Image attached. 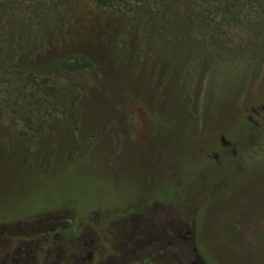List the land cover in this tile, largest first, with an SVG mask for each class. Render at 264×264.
<instances>
[{
    "label": "rangeland",
    "instance_id": "rangeland-1",
    "mask_svg": "<svg viewBox=\"0 0 264 264\" xmlns=\"http://www.w3.org/2000/svg\"><path fill=\"white\" fill-rule=\"evenodd\" d=\"M10 1L30 31L0 37V219L134 208L149 264L182 237L206 264H264V0L198 3L212 21L166 36L143 0ZM73 57L91 67L58 70Z\"/></svg>",
    "mask_w": 264,
    "mask_h": 264
},
{
    "label": "flooded vegetation",
    "instance_id": "flooded-vegetation-1",
    "mask_svg": "<svg viewBox=\"0 0 264 264\" xmlns=\"http://www.w3.org/2000/svg\"><path fill=\"white\" fill-rule=\"evenodd\" d=\"M61 206L21 218H1L0 264H149L148 246L136 237L146 234L142 227L147 213L131 208L103 221L98 212L80 216L65 202ZM174 230L166 235H177ZM166 244L159 248L173 247L175 257L179 250L183 258L170 264H205L190 240L182 237L180 247L176 240Z\"/></svg>",
    "mask_w": 264,
    "mask_h": 264
},
{
    "label": "trees",
    "instance_id": "trees-1",
    "mask_svg": "<svg viewBox=\"0 0 264 264\" xmlns=\"http://www.w3.org/2000/svg\"><path fill=\"white\" fill-rule=\"evenodd\" d=\"M213 1H227L233 3L236 0H143V3H141L140 11L138 10L136 12L140 17L145 16V9H147L146 7H148L149 5L157 6L158 8H160L159 10L161 13L154 14V16H151L150 18L148 17V20H153L152 24L154 32L157 34H162V36H166L167 34H172L174 31V35L175 33H177L178 35L185 29L186 25L194 27L198 22H202L203 24L207 25L208 22L212 21L210 19V14L213 13L210 11L212 10L207 9L208 11H206L204 9H200L199 11H197L196 5L200 3V5L198 4L197 7L202 8L203 5H207L209 8L210 2L212 3ZM94 4L98 9L111 10L114 9L118 3L117 0H94ZM18 6L19 5H17L16 2L10 0H0V25L2 24V26H0V32L4 28H6L7 30V35L3 36L2 33H0V37L7 38V40L4 41L5 46L8 42L10 43L11 41H13L17 37V34H27V32L30 31V27H24L23 29L22 27L16 26L11 21V19H9V17L13 16V13L9 12H12V10L16 11L17 8H19ZM44 7H46V4L44 5ZM44 7L43 14H40L37 17L40 26L42 25L40 21H44L43 18L51 14L52 11L50 9L51 7H48L46 9H44ZM213 8H215L214 5ZM18 47L19 45L11 46V48H13V50L15 49V51H17ZM57 65L59 68L58 70H63L65 72L80 71L91 67L90 61L84 57H73L69 60H63Z\"/></svg>",
    "mask_w": 264,
    "mask_h": 264
}]
</instances>
